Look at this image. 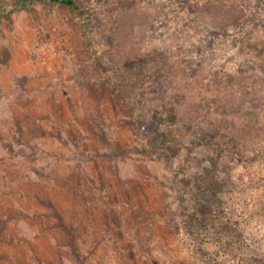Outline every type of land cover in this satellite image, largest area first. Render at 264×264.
I'll use <instances>...</instances> for the list:
<instances>
[{"label":"rangeland","instance_id":"rangeland-1","mask_svg":"<svg viewBox=\"0 0 264 264\" xmlns=\"http://www.w3.org/2000/svg\"><path fill=\"white\" fill-rule=\"evenodd\" d=\"M77 2L0 0V264H264V0Z\"/></svg>","mask_w":264,"mask_h":264},{"label":"trees","instance_id":"trees-1","mask_svg":"<svg viewBox=\"0 0 264 264\" xmlns=\"http://www.w3.org/2000/svg\"><path fill=\"white\" fill-rule=\"evenodd\" d=\"M34 1L39 0H20V3H31ZM45 1V0H44ZM49 2H55L67 5L68 7L72 8L75 11L80 10V5L78 4L77 0H47ZM131 7V6H130ZM135 9L129 8L127 6H124V9L121 10L120 14L116 18L114 22V28L115 33L118 35V39L124 38V30L130 31L129 27L131 28L130 33L132 32L133 28L137 24H141L142 22H146L145 20H139L138 21V14L135 15L133 13ZM222 11H219L217 13H211L213 14L214 21L217 23V26H228L235 22H237L240 17L244 15V12L242 9H239V12L237 11V8L233 6V3L230 2L228 5L224 6ZM218 10H215V12ZM214 22V23H215ZM128 33V32H127ZM129 33V34H130ZM119 50V47H118ZM138 56V52L130 51L128 56L125 58L127 59H133ZM190 101V100H188ZM225 104H231L230 102ZM190 107L192 108V111L194 114L199 113L198 109L195 110V105L193 103H189ZM225 110L228 111L227 107L223 105ZM238 107H235L237 109ZM239 110V108L237 109ZM176 121V114H170L167 116H163L162 113H159L158 111L154 112L151 118V124L154 125L153 129L149 130L153 133H164V131L161 130V125L163 126L165 123H171ZM158 134V135H160ZM239 136V135H238ZM237 137V136H236ZM235 138V137H234ZM173 137L167 138L166 133L162 135L161 140L158 144H166L167 141L172 140ZM154 140H158L157 137H154ZM215 165V166H214ZM213 166L216 167V163L213 162ZM213 166H207L203 167L196 175V189L198 192V197L205 201V203L209 204L210 206H214L217 203L221 202L220 193L223 190V184L219 177L217 176L216 172L212 169Z\"/></svg>","mask_w":264,"mask_h":264}]
</instances>
